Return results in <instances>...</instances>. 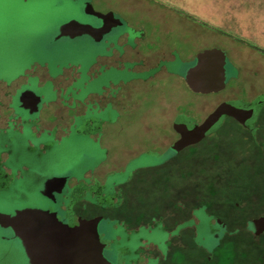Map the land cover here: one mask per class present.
<instances>
[{"label": "rangeland", "instance_id": "374dc122", "mask_svg": "<svg viewBox=\"0 0 264 264\" xmlns=\"http://www.w3.org/2000/svg\"><path fill=\"white\" fill-rule=\"evenodd\" d=\"M90 5L122 23L100 41L86 33L64 35L61 27L72 19L94 26L106 23L88 11ZM148 14L185 19L190 40L184 43L187 36L177 27L165 32ZM162 45L174 47V54L162 50L158 60L157 55L147 60L142 55ZM233 47L264 57V0H0V163L11 173L4 165L7 158L12 170L5 179L8 187L0 189V213L26 208L61 211L60 196L55 203L43 194L46 179H67L65 194L81 183L76 187L79 200L101 203L106 195L108 205L116 197L123 201L126 193L119 185L134 179L141 188L134 195L140 216L146 223L159 215L163 224L128 231L119 224L116 208H78L83 216L96 219L94 234L102 240L101 256L107 264H263L257 260H264L263 232L244 252L229 239L236 235L235 227L239 239L246 241L247 222L264 214L259 192L264 181H251V191L243 190L255 169L249 164L231 166L230 173L242 179H224L227 169L222 162L240 163L242 151L228 149L222 140L218 160L212 158L216 149L206 141L184 150L172 145L178 138L172 127L175 114L176 122L183 121L191 104L193 117L203 119L224 99L222 92H192L183 78L199 64L203 51L218 48L229 52L224 60L230 81L235 74ZM113 58L126 61L120 66ZM168 59V73L160 66L154 76L153 64ZM28 90L41 98L38 112L21 106L20 96ZM123 90L127 94L120 98ZM66 110L72 118L60 117L58 112ZM224 123L222 119L213 135L241 143L238 125L233 124L231 133ZM120 128L123 133L118 135ZM120 151L126 156L125 166L116 167L122 173L99 188L98 180L87 176L99 168L112 171L108 159ZM184 195L192 228L186 233V228H178L173 234L184 237L187 254L170 246L169 237H174L167 230L174 227L172 211H181L173 204L185 205ZM119 210L133 214L125 206ZM213 213L231 223L226 237ZM18 239L14 228L0 227V264H28ZM176 244L184 247L182 241ZM154 249L162 261L151 257Z\"/></svg>", "mask_w": 264, "mask_h": 264}, {"label": "flooded vegetation", "instance_id": "af4514ba", "mask_svg": "<svg viewBox=\"0 0 264 264\" xmlns=\"http://www.w3.org/2000/svg\"><path fill=\"white\" fill-rule=\"evenodd\" d=\"M142 4V2H141ZM149 16H151L152 22L156 23L159 22L161 24V27L164 28L165 32L169 31V29H171V27H177L180 31H182L184 33L185 36H187V31H191L190 30V23H188V21H186L185 19L183 20L182 18L178 17V18H171L169 16H161V19L159 18V15H151L148 14ZM160 19V20H159ZM116 23H119V21L114 20ZM122 22L120 21V24ZM107 22L103 25H99L96 27H102L104 25H106ZM189 36V35H188ZM184 38V43H186L188 40H190V36L189 37ZM152 48L150 50H147L146 52H142V55L145 56L146 60L149 57H153L154 55H157V60L160 59V51L163 50V53L166 54L168 51L172 53V55L174 54L173 52L175 51V48L172 46H166V45H162L159 49H155L153 48L154 46H151ZM169 49V50H168ZM218 49V48H217ZM242 48L239 47H233L231 49V53H230V60L232 62L233 68L235 69V74L231 77L230 81H226L225 79V86L224 88L219 91L224 93V99H222L220 101V103L218 105H220L221 103H229L232 104L233 106L237 107V108H241V109H253V115L251 118L247 119L245 121L244 124H242L241 122H239L238 120H236L233 117L230 116H223L219 122L222 119H225V125L223 126V128L228 129L229 131H231V133H233L235 126H233V124H237V128L240 130L239 135L242 137L243 141L241 143H235V142H227L226 139L222 138L219 134L215 133V136L213 135L212 131L214 129L218 130L220 128V126H217L219 122H217V124L215 126H213V128L211 130H209L205 136V138L199 142L198 144L192 145V146H199L202 145L204 141H206V144H208L210 147H213L216 149L215 154L212 156V158L218 159L219 157L222 155L221 151H218V147L221 146V142L222 140H225L224 142V146H226L228 149L230 150H241L242 154L244 155V159L240 162V163H233L231 161H227L225 160L224 162H222L221 167L226 168L227 171V175H225V180L228 179H232V178H238V179H242L241 176H234L232 173H230L229 168L231 166L234 167H238L241 164H249L250 167H252L253 169H255V172L252 174V176L250 177V181H248L247 183H250L248 186H245L243 190H247L251 191V181H264V57H261L258 53H256L255 51H248V52H243L241 50ZM171 50V51H170ZM222 50V49H220ZM222 52L224 53V59L225 57L227 58V56L229 57V52L227 53L226 51L224 52L222 50ZM123 53L120 54V56H122ZM125 54V52H124ZM144 58V59H145ZM114 59V58H113ZM115 60V59H114ZM172 60V59H171ZM116 61V60H115ZM126 60H119L116 61L120 64V66L123 65V63ZM168 60H162V61H157L156 64H153L152 68H150V70L155 71L154 76L156 75V73L159 72L160 66H162L163 71H165V75L168 73L166 71V69L164 68L165 63L168 62ZM158 76V75H156ZM175 76V75H173ZM187 76V75H186ZM186 76L185 78L177 76L179 78H183L184 81L186 82L188 88L190 89L188 82L186 80ZM60 80H58V85H60ZM191 90V89H190ZM192 91V90H191ZM193 92V91H192ZM217 92V93H219ZM195 93V92H194ZM127 92L125 90H123V92L120 93V98H123L122 96H126ZM201 94V93H198ZM237 103H239V106L237 105ZM217 105V106H218ZM191 104L187 107V113H184L182 116H184L185 118L183 119V121L180 122H176L175 118L178 117V114H175L174 118H173V124L172 127L174 125V123H184L186 124L189 128H192L193 126H195L196 124H200L201 122H203V120L217 107H215L210 113H208L207 116H205V118H200V119H195V117H193V115L191 114V110L190 107ZM69 110L66 111H59L58 113L60 114V117L62 118H72L73 116H69L68 115ZM79 111H75L74 114H80L78 113ZM73 114V115H74ZM26 124H28V122H26ZM68 124V123H67ZM66 127V125H64ZM63 126V127H64ZM42 127V126H41ZM68 127V126H67ZM218 127V128H217ZM174 129V128H173ZM215 130V131H216ZM61 131V130H60ZM175 131V130H174ZM176 132V131H175ZM62 133V132H60ZM123 133V128H120V130L117 132V134H122ZM176 134L178 135V138L172 143V145H174L176 143V141L180 138L179 134L176 132ZM46 145V147L48 146V142H44ZM189 146V147H192ZM188 148V147H186ZM184 148V149H186ZM182 149V150H184ZM127 150V149H126ZM107 152L109 154L110 150L108 149ZM126 153V152H125ZM125 154H123V152H116L115 154L112 155V157H109L108 160H110L112 162V165L114 167V169L111 170H107L106 168H99L100 170H97L95 172L90 173L87 177L89 179H92V181L94 180H98V185L99 188H105V185L107 183V179H109V177L116 175L118 173H122L123 169H119L117 170L116 167H122L125 166ZM109 156V155H108ZM3 160V159H2ZM106 164V163H105ZM4 165H6L11 173H7L6 169L3 168V163H0V189H5L8 187L7 181H5V179H7L8 177L11 176L12 174V170L10 168V166L7 164V158L4 161ZM124 168V167H123ZM225 171V170H224ZM3 179V180H1ZM94 179V180H93ZM48 179H46L47 181ZM45 181V183H46ZM134 179L130 180L129 183H125V184H120L119 188L122 191V193H126L124 196L123 201L121 199H119V201L117 200L118 197L114 198L116 200L113 201V205H108L107 202V197L106 195H102V201L103 202H91V201H87L84 199L79 200V194L77 193V186L81 185V183L79 184H73V189L70 192H67L66 194L65 192V188L68 184V180L66 183L65 188L63 189L62 193L60 194H55V200L54 202L57 203L58 202V196H60L62 198V206H61V211L56 210V209H46L50 212H55L57 213L58 219L61 221L63 226L66 227H74L76 225L79 224V220L80 219H94L93 217H85L82 214L79 213L78 208L80 207L81 210L84 209V207H87L91 210H97V209H117L115 212L117 214V218H118V222L120 225H123L126 230L128 231H134V230H138L140 227H143L146 225H148L149 227H155L156 224L159 223H164L163 218L159 215H153L150 216L149 222L145 223V220L142 216H140V203L138 201H136L134 195H137V193L141 190L139 182L135 181ZM254 182V183H256ZM45 183H44V189H45ZM94 184V182H92ZM250 188V189H249ZM249 189V190H248ZM256 190V189H255ZM260 197L264 199V185L262 186V188L260 189ZM258 192V193H259ZM95 193V192H94ZM43 194H44V190H43ZM175 194V192H174ZM186 195V194H185ZM184 197V201H185V205L181 206L180 204H178V202L176 203H172L173 205H178V207L180 208L181 211H172L174 213L173 216V226L172 228L168 227V231L169 229H171V231H169L170 236H173L174 239L169 237V243L171 247H175V248H179V250L181 252H186L187 254V245L184 243L183 241V236L177 237L179 235H175L173 234V232L175 231V229H181L182 227L186 228L184 231L185 233L187 232V230H191L192 228V224L193 221L191 219H189V213L187 211V205H186V201H187V197ZM63 200H67V202L64 203ZM75 201L76 205H75ZM80 205V206H79ZM238 205V204H237ZM123 206L126 207V209H132L133 214L132 215H127L125 216V213L120 212V208H122ZM209 208H211V206H209ZM45 210V209H44ZM171 210V209H170ZM183 210V211H182ZM119 211V212H118ZM111 212V211H110ZM177 212V213H176ZM14 214V213H13ZM12 214V215H13ZM135 214V218H132V216H134ZM189 218H187V216ZM213 215L215 216V224H218V226L224 231V235L225 237L227 236L228 232L230 231V225L231 223L228 221H223L220 217H218V215L216 213H213ZM232 218V217H230ZM234 218V219H233ZM232 220V224L237 221V217L233 216ZM129 219H131L132 222L129 221ZM136 219V222H134L133 220ZM158 219L155 223L154 221ZM260 219H263L262 222H259ZM168 220H170L168 218ZM249 225H247L245 227L244 230H247L244 235L247 236L250 240H248V238L244 240H240L239 239V231L238 229H236L235 227L232 228L233 231H236V235H234L233 237L230 236L233 233H229V238L230 240L233 241V244L237 247L240 248V246L242 247L241 250L242 252L246 251L248 248V242H252L255 243V239L257 238V236H259L261 233L258 232L259 227L261 224H264V214L258 216L257 218H254L252 221L247 222ZM199 224V223H198ZM197 224V225H198ZM236 224V222H235ZM183 229V228H182ZM254 233V236H252V232ZM264 233V231H263ZM262 233V234H263ZM261 234V235H262ZM260 235V236H261ZM180 239V240H178ZM19 240V239H18ZM177 241H182L184 247L182 248L181 246L177 245L176 242ZM102 242V240H101ZM239 242V244H238ZM156 246V245H155ZM247 247V248H246ZM157 248V246H156ZM240 250V249H239ZM23 251H24V255L26 257V260L28 262V264H30V261L28 259V257L25 254V250L23 247ZM151 256V254H150ZM143 257V256H142ZM154 259L158 260L160 259L162 261V255L160 254L158 249H154V253L153 256H151ZM150 257H147V259H149ZM259 262L262 261L264 264V260L261 257H258L257 259Z\"/></svg>", "mask_w": 264, "mask_h": 264}, {"label": "water", "instance_id": "95a60500", "mask_svg": "<svg viewBox=\"0 0 264 264\" xmlns=\"http://www.w3.org/2000/svg\"><path fill=\"white\" fill-rule=\"evenodd\" d=\"M88 11L105 19L107 24L96 27L72 19L61 27L68 36L88 34L97 41L110 32L116 23L112 13L97 12L92 5ZM225 60L222 50L206 49L200 54L199 64L190 69L186 80L195 93L210 94L221 91L225 86ZM41 98L33 91H24L20 96L22 108L30 113L38 112ZM253 115V109H241L229 103L218 105L200 124L189 128L184 123H174L173 128L180 138L175 146L179 149L198 144L207 132L223 116H230L242 124ZM67 183L64 178H50L45 183L44 196L55 200V194L62 193ZM260 219L259 222H262ZM96 219H80L74 227L63 226L57 213L39 208H26L13 215L0 213V227L14 228L24 245L30 264H107L101 256L103 244L94 234ZM264 231L261 224L258 232Z\"/></svg>", "mask_w": 264, "mask_h": 264}, {"label": "trees", "instance_id": "16d2710c", "mask_svg": "<svg viewBox=\"0 0 264 264\" xmlns=\"http://www.w3.org/2000/svg\"><path fill=\"white\" fill-rule=\"evenodd\" d=\"M182 118L184 119L185 117H184V116H182Z\"/></svg>", "mask_w": 264, "mask_h": 264}]
</instances>
